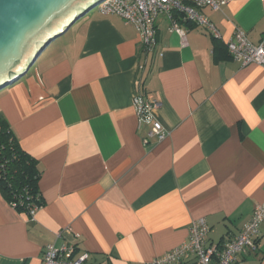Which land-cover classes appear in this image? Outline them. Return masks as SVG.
Listing matches in <instances>:
<instances>
[{"label": "crops", "instance_id": "crops-1", "mask_svg": "<svg viewBox=\"0 0 264 264\" xmlns=\"http://www.w3.org/2000/svg\"><path fill=\"white\" fill-rule=\"evenodd\" d=\"M201 12L220 38L179 21L182 36L161 15L146 55L132 25L99 10L0 92V116L39 163L45 202L30 218L0 191V264H42L47 245L73 242L88 264H148L186 241L195 219L206 218L209 245L250 220L264 202V67L242 65L226 42L237 29L264 42V0ZM140 78L161 102V142L146 143L138 123ZM234 264H264V222L257 249Z\"/></svg>", "mask_w": 264, "mask_h": 264}, {"label": "built area", "instance_id": "built-area-1", "mask_svg": "<svg viewBox=\"0 0 264 264\" xmlns=\"http://www.w3.org/2000/svg\"><path fill=\"white\" fill-rule=\"evenodd\" d=\"M226 3L227 0H107L100 11L104 14H116L132 25L143 43L144 52L149 55L157 48V22L161 15H166L171 20L170 31L184 36L185 29L179 22L183 21L204 28L217 39L221 37L219 29L201 9L210 7L219 11ZM226 46L229 55L242 65L255 63L264 67V42L254 43L242 29L235 31L227 40ZM142 85L143 80L140 78L136 83L137 93L133 100L138 123L139 126L148 127L146 143L161 142L169 135L156 116L161 102L154 96H145ZM12 206L15 208L16 204ZM38 210L37 206L30 207V218ZM263 222L264 202L257 204L252 217L236 236L209 245L207 239L210 226L205 217H200L191 222L186 241L148 264H234L239 254L247 249H257L259 230ZM68 231L75 239L79 238V234L71 228ZM76 252L77 245L74 242L62 246L49 244L44 250L42 264H88L89 252Z\"/></svg>", "mask_w": 264, "mask_h": 264}, {"label": "water", "instance_id": "water-1", "mask_svg": "<svg viewBox=\"0 0 264 264\" xmlns=\"http://www.w3.org/2000/svg\"><path fill=\"white\" fill-rule=\"evenodd\" d=\"M105 0H0V89L26 75L45 48Z\"/></svg>", "mask_w": 264, "mask_h": 264}, {"label": "trees", "instance_id": "trees-1", "mask_svg": "<svg viewBox=\"0 0 264 264\" xmlns=\"http://www.w3.org/2000/svg\"><path fill=\"white\" fill-rule=\"evenodd\" d=\"M42 171L37 159L20 144L7 120L0 116V191L16 209L29 215V208L45 202L39 182Z\"/></svg>", "mask_w": 264, "mask_h": 264}, {"label": "rangeland", "instance_id": "rangeland-1", "mask_svg": "<svg viewBox=\"0 0 264 264\" xmlns=\"http://www.w3.org/2000/svg\"><path fill=\"white\" fill-rule=\"evenodd\" d=\"M106 2H107V0L104 1V2H102V3H100V4H98L95 8H93L92 10H90L85 16H83L82 18H80V19L77 21V23L72 27L73 30H75V28H76V26L78 25V23H79V24H82L85 20L89 19L90 16H91L92 14H94L95 12H98V11L100 10V8H101ZM77 27H78V26H77ZM72 28H71V29H72ZM69 31H70V30H69ZM64 39H65V38H64V35H62V36H59L58 38H56L54 41H52V42H51V43L45 48V50H43V52L40 54V56L38 57V59H37V61L35 62V64L30 68V72L34 71V69H35L38 65L42 64V63L44 62V60L47 59V57H48V55L50 54V52H52V51L56 48V46H57L58 44H60L61 42H63ZM23 79H24V77L21 78V80H23ZM10 85H11V84H10ZM10 85H7V86L1 88V89H0V92L3 91V90H5V89H7V88H9Z\"/></svg>", "mask_w": 264, "mask_h": 264}]
</instances>
